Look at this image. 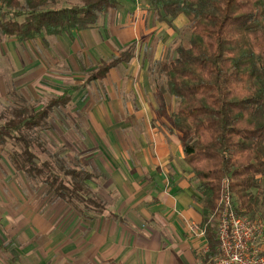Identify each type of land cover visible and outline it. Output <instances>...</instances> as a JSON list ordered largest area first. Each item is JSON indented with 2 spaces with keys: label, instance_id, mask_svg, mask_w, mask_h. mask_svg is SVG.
<instances>
[{
  "label": "crops",
  "instance_id": "1",
  "mask_svg": "<svg viewBox=\"0 0 264 264\" xmlns=\"http://www.w3.org/2000/svg\"><path fill=\"white\" fill-rule=\"evenodd\" d=\"M179 21L186 19L179 16L171 26L159 21L147 0H119L94 27L0 41L9 48L0 77L7 64H24L22 80L37 78L49 95L36 101V109L66 97L49 112L45 127H58L59 118L81 135L67 146L71 152L54 154L92 173L87 184L103 202L100 211L68 204L45 186L31 185L2 154L0 253L9 264H206V253H198L203 246L208 250L206 236H193L185 227L188 220L203 227L202 204L180 133L171 124L175 100L156 88V65L179 44ZM132 42L133 58L102 78H89ZM260 245L264 254V240Z\"/></svg>",
  "mask_w": 264,
  "mask_h": 264
},
{
  "label": "trees",
  "instance_id": "2",
  "mask_svg": "<svg viewBox=\"0 0 264 264\" xmlns=\"http://www.w3.org/2000/svg\"><path fill=\"white\" fill-rule=\"evenodd\" d=\"M0 0V41H28L71 29L96 26L119 6V0ZM159 21L171 26L186 18L188 42L159 61L156 88L174 98L172 127L180 133L184 160L201 195L202 226L208 250L206 264L219 254L216 219L227 184L233 208L253 218L261 205L264 177V0H147ZM135 55V42L104 61L89 78L98 79ZM64 95L45 108L14 105L0 114V161L7 154L13 167L32 185L68 204L99 211L103 202L91 192L92 173L70 167L53 153L41 160L32 133L45 127L52 108L65 104ZM45 129V130H46ZM54 129V128H53ZM13 144L8 148V144ZM39 144V142H37ZM36 146V145H35ZM33 187V186H32ZM74 208L78 207L73 204ZM80 210V208H79ZM212 217L211 220L210 217Z\"/></svg>",
  "mask_w": 264,
  "mask_h": 264
},
{
  "label": "rangeland",
  "instance_id": "3",
  "mask_svg": "<svg viewBox=\"0 0 264 264\" xmlns=\"http://www.w3.org/2000/svg\"><path fill=\"white\" fill-rule=\"evenodd\" d=\"M76 2L77 1L75 0H63L62 2L59 3V5L65 6L67 5V3L74 4ZM189 35H190V30L187 26V23L179 21V23H177V29L175 32V41H177V43L180 44H186L188 42ZM8 53H9L8 44L0 45V61L2 62L1 67L3 69L4 67H6V61L7 58L9 57ZM17 55L19 56L20 59L21 48L17 49ZM11 64H7L8 69L3 70L2 76L0 77V110L2 108L4 111L5 106H10V105L28 104L36 107L40 102H45L48 99L49 95L45 93L43 89H41V87L39 86L40 85L39 80L37 78H34L31 82H25L24 80H22L23 70H21L20 68L24 64H20V66H18L19 64H14V63L12 65ZM19 83H22V86L20 85L17 87ZM24 84L29 85L31 90L28 91V89L26 88V86H24ZM29 93H32L33 95H30ZM36 101H40V102L37 103ZM56 121L58 127L56 126L54 129L53 128L46 129L42 127L43 130L36 131L35 129V131L32 133V136L36 138L37 142H39V144L37 142L35 144V142L32 141V143L34 144L33 150L37 152V154L41 159L51 160L53 159L51 158L53 153H58V154L62 152H65L66 154L69 153L70 148H68L67 146L71 145V141L73 138H78L76 137L77 132L78 135H81L79 128L77 129L75 127L67 128L68 126L60 122L62 120H59V118H56ZM77 123H81L80 120H78ZM74 140L77 141V139ZM12 145L13 144L9 143L7 147L10 148ZM4 161L5 160H3V163ZM1 167L6 168V166H4L3 164H1ZM259 190H260L259 194L262 202L261 205L257 208L258 209L257 213L253 218L264 222V177H261V186ZM0 264H9V256L0 253Z\"/></svg>",
  "mask_w": 264,
  "mask_h": 264
},
{
  "label": "built area",
  "instance_id": "4",
  "mask_svg": "<svg viewBox=\"0 0 264 264\" xmlns=\"http://www.w3.org/2000/svg\"><path fill=\"white\" fill-rule=\"evenodd\" d=\"M218 212L216 235L219 254L214 258L215 264H264L260 245L264 240V222L235 211L227 184L219 200ZM185 227L193 236L205 235V229L195 221H186ZM206 252V246L198 251L199 255Z\"/></svg>",
  "mask_w": 264,
  "mask_h": 264
}]
</instances>
